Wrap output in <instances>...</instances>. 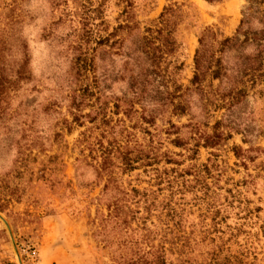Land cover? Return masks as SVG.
<instances>
[{
    "label": "rangeland",
    "instance_id": "obj_1",
    "mask_svg": "<svg viewBox=\"0 0 264 264\" xmlns=\"http://www.w3.org/2000/svg\"><path fill=\"white\" fill-rule=\"evenodd\" d=\"M131 187L193 264H264V0H0V264H110Z\"/></svg>",
    "mask_w": 264,
    "mask_h": 264
},
{
    "label": "trees",
    "instance_id": "obj_2",
    "mask_svg": "<svg viewBox=\"0 0 264 264\" xmlns=\"http://www.w3.org/2000/svg\"><path fill=\"white\" fill-rule=\"evenodd\" d=\"M208 3L219 0H204ZM201 37L198 38L200 44ZM235 39L225 37L223 40ZM198 51H195L193 62L195 71L191 81H194L207 71V67H199ZM12 72V69L9 70ZM16 77L8 80L10 89L16 86L21 70H15ZM211 76H217V68L210 70ZM12 75V74H10ZM125 165L128 162H123ZM130 167V166H128ZM101 168L104 165L101 163ZM164 208V207H163ZM106 212L99 213L97 229L93 236L99 243L109 249L110 264H193L188 256L196 242H190V236L183 235L181 221L173 218L172 208H164L163 217L157 210L151 198L135 187L129 192H123L122 198L114 199L105 204ZM162 209V208H161ZM155 217V220L151 219ZM203 264H226L225 257L218 258L217 252Z\"/></svg>",
    "mask_w": 264,
    "mask_h": 264
}]
</instances>
